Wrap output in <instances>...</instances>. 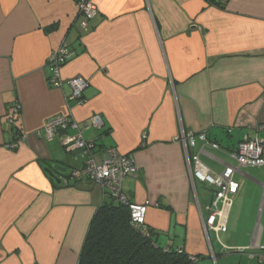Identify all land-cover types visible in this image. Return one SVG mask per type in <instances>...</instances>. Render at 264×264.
Listing matches in <instances>:
<instances>
[{
    "label": "crops",
    "instance_id": "1",
    "mask_svg": "<svg viewBox=\"0 0 264 264\" xmlns=\"http://www.w3.org/2000/svg\"><path fill=\"white\" fill-rule=\"evenodd\" d=\"M225 1L93 0L98 14L81 27L77 0H0V264L79 262L105 194L90 179L64 182L85 158L65 147L64 133L40 134L62 114L95 140L99 163L112 146L135 161L138 176H126L123 193L153 203L146 225L163 246H181L197 264H259L264 165L235 172L240 189L227 230L210 231L215 247L189 162L199 154L221 172L224 163L236 164L229 151L246 136L264 141V0ZM62 44L74 54L58 87L50 83L49 57ZM73 76L89 82L82 104L67 98ZM99 113L104 124L86 128ZM189 134L195 144L187 148ZM57 162L67 166L54 170L60 183L45 170Z\"/></svg>",
    "mask_w": 264,
    "mask_h": 264
},
{
    "label": "built area",
    "instance_id": "2",
    "mask_svg": "<svg viewBox=\"0 0 264 264\" xmlns=\"http://www.w3.org/2000/svg\"><path fill=\"white\" fill-rule=\"evenodd\" d=\"M211 2V0H209ZM223 1V0H213ZM77 11L79 12V25L81 27L89 26V22L98 14V9L93 0H79L77 1ZM74 50L70 49L68 45L62 44L53 52L49 57L51 65V78L50 83L53 86H61L62 79L60 69L68 59L72 57ZM68 86L71 88V94L67 97L70 101L77 103H84V92L88 87V79L83 76H73L66 80ZM13 116L20 113V105L17 103L12 109ZM104 124L102 115L93 114L89 117L86 128L101 127ZM264 127V126H263ZM75 131V134L69 131ZM64 133L65 137L63 143L65 147L70 150H79L81 155L85 158L84 164L80 167L71 169L69 176H65L64 182L67 183L68 177L73 179H90L103 187L104 194L107 197L112 196L117 198L123 203H128L130 209L131 224L135 227L143 228L146 225V214L153 205L150 200L143 202H132L127 195L123 193L122 184L123 180L128 175L138 176L140 168L136 165L135 161L127 155H123L115 147H107L101 154V163L95 158L94 151L96 149V142L93 139H86L81 133L80 124L69 114L55 115L50 117L43 127L40 134L46 139H53L56 134ZM199 138L206 141L214 148L220 149L221 145L218 141L210 139L206 132L199 134ZM195 136L189 134L187 137L188 145L194 146ZM18 143H10L9 145L15 146ZM230 158L236 164L224 163L225 168L221 172H216L210 169L203 163L199 154H189V162L191 166V177L196 180L208 182L216 187L211 203L207 204V216H203V225L205 226L206 233L209 237L210 231H215L218 235L219 232H225L228 225L229 209L233 205V199L239 191L240 183L235 178V172L241 167L259 166L264 165V141L259 138L246 136L241 140L234 149L229 151ZM158 206L159 204H155ZM261 250L257 253L259 262L264 261V244L260 247ZM197 256L192 255L191 264H197Z\"/></svg>",
    "mask_w": 264,
    "mask_h": 264
},
{
    "label": "trees",
    "instance_id": "3",
    "mask_svg": "<svg viewBox=\"0 0 264 264\" xmlns=\"http://www.w3.org/2000/svg\"><path fill=\"white\" fill-rule=\"evenodd\" d=\"M79 1V0H77ZM226 2L213 1L222 6ZM21 107V106H20ZM21 109V108H20ZM78 264H191L192 255L184 249L163 246L155 232L131 224L128 203L112 196L103 200L91 218ZM259 264H264L259 262Z\"/></svg>",
    "mask_w": 264,
    "mask_h": 264
},
{
    "label": "rangeland",
    "instance_id": "4",
    "mask_svg": "<svg viewBox=\"0 0 264 264\" xmlns=\"http://www.w3.org/2000/svg\"><path fill=\"white\" fill-rule=\"evenodd\" d=\"M196 186H197V189L199 190L201 200L203 198H206V203L210 204L211 203L210 201H211V199L214 195V192L216 190L215 185H213V184L210 185L208 182L198 180L196 183ZM210 238H211L212 245L217 247L219 244V241H218V238H216V235L214 232H210ZM234 252L235 251L233 250L231 253L232 254H238V253H234ZM238 255H240V254H238ZM244 259H246V258H244ZM230 262L238 263L237 259H234V261H233L231 258H230ZM250 264H257V262L254 260H251Z\"/></svg>",
    "mask_w": 264,
    "mask_h": 264
},
{
    "label": "water",
    "instance_id": "5",
    "mask_svg": "<svg viewBox=\"0 0 264 264\" xmlns=\"http://www.w3.org/2000/svg\"><path fill=\"white\" fill-rule=\"evenodd\" d=\"M46 172H48L50 174V176L52 177V179H55L58 183L61 182V179L60 177L57 175L56 172H54V170L58 171V172H61V173H65L66 170H67V166H63L61 163L57 162V163H54L52 165V168H46L45 169Z\"/></svg>",
    "mask_w": 264,
    "mask_h": 264
}]
</instances>
